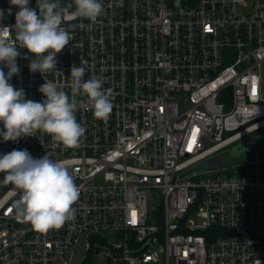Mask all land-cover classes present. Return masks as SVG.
I'll use <instances>...</instances> for the list:
<instances>
[{"label":"built area","instance_id":"2783aa9c","mask_svg":"<svg viewBox=\"0 0 264 264\" xmlns=\"http://www.w3.org/2000/svg\"><path fill=\"white\" fill-rule=\"evenodd\" d=\"M101 2L94 23L66 17L61 74L30 72L34 56L17 47L9 82L26 99H45V79L71 97V68L85 67L113 108L98 119L76 97L86 132L75 149L39 131L0 137V155L48 153L80 189L74 220L41 234L18 217L20 192L0 173V264H73L81 240L80 264H264V0ZM18 10L0 0V28H14ZM214 158L223 164L197 170Z\"/></svg>","mask_w":264,"mask_h":264},{"label":"clouds","instance_id":"9594fccd","mask_svg":"<svg viewBox=\"0 0 264 264\" xmlns=\"http://www.w3.org/2000/svg\"><path fill=\"white\" fill-rule=\"evenodd\" d=\"M9 2L19 10L15 13L14 28H0V63L8 69L5 73L0 68V123L3 124L0 137L4 141H16L39 131L67 149L78 148L86 128L76 118L80 103L76 97H86L98 119H106L112 111V90L103 87L102 78L93 76L85 80V67L72 66L73 95L70 97L57 83L45 79L39 88L45 99L40 102L26 99L24 90L15 89L9 81L20 71L18 46L34 56L29 64L30 72H39L44 77L52 72L61 74L56 68V57L72 41L63 26L66 17L71 15L94 23L104 13V5L101 0H73L70 11L60 0H36L35 8L29 7V0ZM256 88L259 96V77ZM258 114L255 105L252 115ZM0 173L4 183L20 192V199L14 205L18 217L37 233L58 230L74 220L80 189L65 163L54 161L48 153L33 158L26 149H14L0 155Z\"/></svg>","mask_w":264,"mask_h":264},{"label":"water","instance_id":"95a60500","mask_svg":"<svg viewBox=\"0 0 264 264\" xmlns=\"http://www.w3.org/2000/svg\"><path fill=\"white\" fill-rule=\"evenodd\" d=\"M257 139H264V134H261L256 137ZM240 145H237L233 148V153H237L239 151ZM222 160L221 158H214L210 159L206 162H204L197 170L199 171H206V170H211L218 168L222 165Z\"/></svg>","mask_w":264,"mask_h":264},{"label":"rangeland","instance_id":"374dc122","mask_svg":"<svg viewBox=\"0 0 264 264\" xmlns=\"http://www.w3.org/2000/svg\"><path fill=\"white\" fill-rule=\"evenodd\" d=\"M227 161H228V159H227ZM106 237L109 240H113L114 235L112 233H106ZM85 257H86V254H85V243H84V240H81V242L78 245V248H77V251H76V254H75V258H74V263L73 264H80L81 261Z\"/></svg>","mask_w":264,"mask_h":264},{"label":"snow or ice","instance_id":"6c2138e0","mask_svg":"<svg viewBox=\"0 0 264 264\" xmlns=\"http://www.w3.org/2000/svg\"><path fill=\"white\" fill-rule=\"evenodd\" d=\"M253 92H255V86H253Z\"/></svg>","mask_w":264,"mask_h":264}]
</instances>
